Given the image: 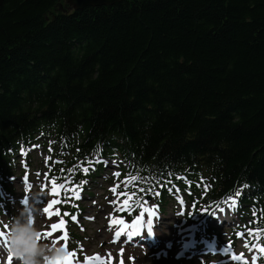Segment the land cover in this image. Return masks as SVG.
Masks as SVG:
<instances>
[{
  "label": "trees",
  "instance_id": "16d2710c",
  "mask_svg": "<svg viewBox=\"0 0 264 264\" xmlns=\"http://www.w3.org/2000/svg\"><path fill=\"white\" fill-rule=\"evenodd\" d=\"M52 136L164 183L191 167L220 194L250 184L264 207V0H5L0 182Z\"/></svg>",
  "mask_w": 264,
  "mask_h": 264
},
{
  "label": "clouds",
  "instance_id": "9594fccd",
  "mask_svg": "<svg viewBox=\"0 0 264 264\" xmlns=\"http://www.w3.org/2000/svg\"><path fill=\"white\" fill-rule=\"evenodd\" d=\"M40 198V194L37 193L30 198L27 205H20L8 223L9 247L6 254L11 252L18 264H51L52 261L67 256V249L63 246L41 242L37 238L39 229L30 221L41 214ZM0 255L4 253L0 252Z\"/></svg>",
  "mask_w": 264,
  "mask_h": 264
},
{
  "label": "rangeland",
  "instance_id": "374dc122",
  "mask_svg": "<svg viewBox=\"0 0 264 264\" xmlns=\"http://www.w3.org/2000/svg\"><path fill=\"white\" fill-rule=\"evenodd\" d=\"M17 160V165H16V168H15V172H14V177H12L13 179H17L19 177H21L20 174H22V171H21V163L23 162V156H18L16 158ZM33 167H34V170H30L28 172V174L31 175L32 177V181L35 182V183H40L41 182V177L43 179V171L45 170L46 168V161L43 159V157H41L40 155L36 156L35 159H33ZM23 168H26V167H23ZM27 170H29L30 168H26ZM118 171H115V174L117 173ZM119 173V172H118ZM27 175V174H26ZM41 175V177H40ZM112 173L109 174V176H111ZM122 176L123 175H120L119 176H115L114 178L111 179L110 182H106L104 184V187L106 190V192L108 193H112L111 189L113 188V184H115L116 182H119L121 183V185L123 184V179H122ZM17 177V178H16ZM10 183H14L13 186L14 187H19L21 186V180L20 179H17L15 180V182H10ZM123 186V185H122ZM100 187V185H98V188ZM104 190L100 192V195H104ZM41 191V190H40ZM39 193V192H37ZM35 193V194H37ZM41 194V193H39ZM32 196H34L32 194V192H21L20 194H17L15 196H13V200H16L18 202H22L24 198H27V199H30ZM179 197V196H178ZM180 199H182L181 197H179ZM89 204L91 205L92 203H90L89 201ZM20 205L16 202H11V205L10 207L7 206L8 208L6 210H4V214H3V218L7 221V223H9V221L13 218L16 210L18 209ZM41 209H43V205H40ZM94 207V205H92V208ZM95 211H98L99 208H96L94 209ZM43 210L41 211V214H42ZM95 212H92V214H94ZM177 213H178V209H177ZM40 214V215H41ZM40 215L38 216L40 218ZM183 213H179V215L177 214L176 215V218H180L182 217ZM173 221V219H172ZM174 222V221H173ZM104 224V218L103 217H100L98 216L97 217V222L94 224V225H89V229H91L92 231L89 232V235H92L94 236L95 239H97V242L100 243L101 241H104L106 242V244H109L110 245V242L109 240H106V237H107V233L105 231V228L106 226L104 225V229H103V234H101L100 237H98V234L97 232H101L102 233V230H101V226ZM163 227L166 228V230H168L167 226H164ZM162 227V228H163ZM177 235L178 234H183L184 236L186 235V237H188L189 234H192L191 232L190 233H184L182 231V229L180 228V226L178 227L177 229ZM163 232V231H161ZM169 235H173L174 236V230H172V232H170L169 230L167 231ZM103 235V239L101 240V237ZM172 237V236H171ZM245 236L242 235V239L239 240L238 242V247L236 249H233V252L232 254L230 255V257H224V259L222 258H219L218 260H215V261H211L210 264H239L237 261L238 260H234L233 259V254L235 255H240L242 256V259L243 258H248L249 257V254H248V250L244 248V245H245V240H244ZM186 239V238H185ZM172 240V239H170ZM177 250V247H172L170 248L169 250H167L166 252H163L161 250H153L157 253H161V254H165L166 255V258H163L161 257L160 259H156L155 257H150L149 260H147L148 262H151V263H154V264H176V263H173L172 261L174 260V253L176 252ZM219 257V256H218ZM202 262H207L208 259L204 257V259H201ZM200 260H196V263H199ZM185 264H190V262H183Z\"/></svg>",
  "mask_w": 264,
  "mask_h": 264
},
{
  "label": "snow or ice",
  "instance_id": "6c2138e0",
  "mask_svg": "<svg viewBox=\"0 0 264 264\" xmlns=\"http://www.w3.org/2000/svg\"><path fill=\"white\" fill-rule=\"evenodd\" d=\"M83 172L85 174H87L89 172V168L88 167H83ZM115 175L119 176L120 173H116ZM140 178L139 177H136V176H130L128 177V180L125 181V183H128L129 181H138ZM52 183V188H51V192H52V195L53 196H57V195H60L61 191L65 188V184H58L57 183V180L55 178L52 179L51 181ZM84 183H87V181H84ZM77 188L80 187V185H76ZM70 191H75V188L73 189H69ZM113 192L116 191V187H113L111 189ZM141 191H145L144 189H141ZM237 195H240V193H237ZM77 199H79V195L77 194ZM230 201L232 203H235V199L234 198H230ZM61 201L60 200H57V199H53L49 202H47V206L44 207L42 210L44 213H47L48 214V218L50 219L53 215H56V216H60V212L59 211H52L53 209V206L56 205V204H59ZM23 203L25 205H27L29 203V200L27 198H24L23 199ZM181 204L184 203L183 200L180 201ZM227 203V202H226ZM124 206L128 207L129 210H132V206L129 204L128 200H125L124 201ZM137 207H140L141 209H143L142 211H140L139 215L136 216L132 222V224L128 225V224H125L123 220H120V221H117L114 217L111 221L112 224H121L123 225V227L121 228V230L119 232L116 233V236L119 237L127 228H134L136 229V234L139 235L141 230L144 229L145 227L147 228V231L149 233H152L153 232V223H152V220H149L147 222V224L145 225L144 223V213L145 211H147L150 215H155L154 211L151 209V208H144V204L141 203L139 205H137ZM216 211L220 212V213H224L225 212V209L220 207L219 205H216ZM216 211H213L211 213V215L215 216L216 215ZM255 215V213H254ZM72 219H76L75 216L72 217ZM90 219H94V218H90ZM32 223H34V217L31 218V221ZM258 222V221H257ZM65 221L63 219L60 220L59 223H53L51 225V228L54 231L56 230H60V229H63L64 226H65ZM3 227L5 229H8L9 228V225L8 224H4ZM260 229H256L254 230V234L258 235L260 233ZM39 235L38 234V238H39ZM44 236H51L52 233L51 232H48V233H44L43 234ZM238 235H243L242 233H238ZM0 236H3L4 237V240H5V243L7 244V247H9V244H8V235H5L3 232H0ZM63 238L65 240H67L68 238V234H67V231L65 230L64 232V236ZM249 245H245V247H248ZM257 247L260 248V251L262 253H264V246H260V245H257ZM64 248L67 249V244L64 245ZM75 253H70L68 252L67 253V256H65L64 258L62 259H57L55 261H52L51 264H73V260H72V257H74ZM121 257L123 256V249L121 250V253H120ZM109 257H111V253L108 254ZM13 258H14V255L11 253V252H8L7 254V264H13ZM96 259H101V257L99 256V254H96ZM93 257H88V261H89V264H91V261H92ZM233 259L234 260H241L242 259V256L240 255H235L233 254ZM121 264H123V260L121 259ZM245 264H247V261H245Z\"/></svg>",
  "mask_w": 264,
  "mask_h": 264
},
{
  "label": "water",
  "instance_id": "95a60500",
  "mask_svg": "<svg viewBox=\"0 0 264 264\" xmlns=\"http://www.w3.org/2000/svg\"><path fill=\"white\" fill-rule=\"evenodd\" d=\"M5 0H0V6ZM66 3L71 6L74 10L80 11L88 7H103L113 6L121 3L123 0H65Z\"/></svg>",
  "mask_w": 264,
  "mask_h": 264
},
{
  "label": "bare ground",
  "instance_id": "6f19581e",
  "mask_svg": "<svg viewBox=\"0 0 264 264\" xmlns=\"http://www.w3.org/2000/svg\"><path fill=\"white\" fill-rule=\"evenodd\" d=\"M189 237H191V236H189ZM189 237H188V238H189Z\"/></svg>",
  "mask_w": 264,
  "mask_h": 264
}]
</instances>
